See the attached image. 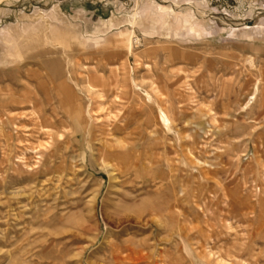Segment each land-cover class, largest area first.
<instances>
[{"label":"rangeland","instance_id":"374dc122","mask_svg":"<svg viewBox=\"0 0 264 264\" xmlns=\"http://www.w3.org/2000/svg\"><path fill=\"white\" fill-rule=\"evenodd\" d=\"M125 250L264 264V0H0V264Z\"/></svg>","mask_w":264,"mask_h":264},{"label":"bare ground","instance_id":"6f19581e","mask_svg":"<svg viewBox=\"0 0 264 264\" xmlns=\"http://www.w3.org/2000/svg\"><path fill=\"white\" fill-rule=\"evenodd\" d=\"M164 122L166 123L167 122V119H164ZM122 249V248H121ZM120 249V250H121ZM119 252V251H118ZM125 252L127 253V255H126V257H122V256H120L119 257V260L118 261H120V264H122V262L124 263V261H126V260H130V261H133L134 260V253H133V251L132 250H129L128 252L125 250ZM138 252V251H137ZM119 254H121V253H119ZM138 255H140V253L138 254ZM138 258H139V256H138ZM136 259H137V257H136ZM116 260V259H115ZM138 260V259H137ZM136 261V260H135ZM127 263V262H126ZM119 264V263H118Z\"/></svg>","mask_w":264,"mask_h":264}]
</instances>
